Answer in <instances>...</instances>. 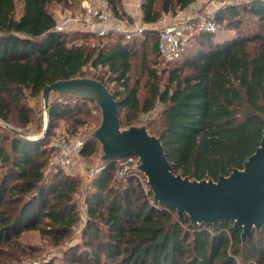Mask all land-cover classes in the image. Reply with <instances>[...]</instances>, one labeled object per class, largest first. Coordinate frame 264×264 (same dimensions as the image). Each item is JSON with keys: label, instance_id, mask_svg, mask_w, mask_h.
I'll return each instance as SVG.
<instances>
[{"label": "trees", "instance_id": "1", "mask_svg": "<svg viewBox=\"0 0 264 264\" xmlns=\"http://www.w3.org/2000/svg\"><path fill=\"white\" fill-rule=\"evenodd\" d=\"M68 2L0 0V121H10L12 106L21 105L25 91L37 97L48 84L83 77L85 67L101 69L93 78L116 100L122 127L139 122L138 113L150 112L156 103L162 105L160 125L147 127L160 138L175 174L216 180L242 168L259 145L264 121V0L229 2L216 9L212 16L218 29L236 33L223 39L192 33L163 82L144 53L150 47L149 53L162 59L154 27L130 38L115 31L55 32L49 7L67 8ZM107 2L113 18L128 19L119 0ZM193 2L142 0V22L154 26L163 15L176 16ZM79 37L96 44L71 42ZM103 39L111 40L100 44ZM189 42L195 51L184 54ZM138 58L147 76L142 104L130 76ZM86 102L91 101L76 96L52 103L46 136L55 120L79 113ZM19 120L29 123L23 113ZM45 139L0 126V257L7 256L4 247L24 253L17 244L22 231L52 236L60 244L77 223L73 179L61 171L45 174ZM83 142L81 156H92L98 143L90 138ZM115 163H105L93 183L85 203V240L70 249V264H264V228L242 243L241 230L229 221L216 228L193 226L187 216L155 203L145 179L133 170L111 186Z\"/></svg>", "mask_w": 264, "mask_h": 264}, {"label": "water", "instance_id": "2", "mask_svg": "<svg viewBox=\"0 0 264 264\" xmlns=\"http://www.w3.org/2000/svg\"><path fill=\"white\" fill-rule=\"evenodd\" d=\"M52 95L77 96L95 103L100 118L90 139L100 146L101 163L135 159L132 170L145 179L155 203L174 210L178 217L187 216L193 226L208 224L216 228L220 222L229 221L233 228L241 230L242 243L252 231L264 228V121L259 145L241 169H233L216 180H195L172 171L160 138L151 134L146 125L122 127L116 100L103 83L93 78L60 80L42 89L41 137L47 133Z\"/></svg>", "mask_w": 264, "mask_h": 264}, {"label": "rangeland", "instance_id": "3", "mask_svg": "<svg viewBox=\"0 0 264 264\" xmlns=\"http://www.w3.org/2000/svg\"><path fill=\"white\" fill-rule=\"evenodd\" d=\"M119 2L120 7L122 8L121 1L119 0ZM229 2L233 4L235 3V5L241 3L240 0H205L197 4L195 10L200 16H211L216 9L223 7ZM79 4L80 0H69L67 8H63L61 5L52 4L49 7V11L56 19H58L60 16L64 15H74L72 12ZM16 13H19L18 4ZM160 21L155 24V28L161 26L162 22ZM223 24H225V22ZM244 29L246 30V27H244ZM235 33V30H226L221 26V28L215 33V36H218L219 39H223L224 36L233 35ZM154 39L155 37L152 36V41L150 40V42H153ZM71 40L73 43H86L91 44L92 46L96 44V41L94 39H89V37H79ZM109 40L103 39L100 40L99 43L103 44ZM194 47L193 43H187L183 49L184 54H187L188 51L194 52ZM149 51L150 47L144 51L145 55L150 58L147 65L153 72H156L157 75L161 77L163 82V80L165 81L166 74L169 70H171V66L173 64L165 61L164 59L158 58L157 55H151ZM101 72V69L93 70L90 67H85L82 70L83 77L88 78H93V75H100ZM130 76L131 85L137 86L138 99L142 104L144 99L147 97V76L146 72L140 65L139 58L133 61ZM108 87L112 90L110 85H108ZM64 98H66V96L56 98L52 95L50 105L56 101H61ZM80 105L81 103L77 106L80 107ZM80 108L81 111L79 113L74 112L71 116L55 120L51 126L49 136L45 135L44 137H41L44 128V111L41 96L39 94L37 97H30L29 92L25 91V99L21 101V105L12 106L10 121H0V126L9 132L16 133L14 131H17L21 134H27L32 139L46 138L44 143L49 149L44 159L46 160L44 167L45 174L51 175L61 171L66 176L73 179L75 189L71 197L73 204L76 206L75 212L77 218V223L74 225L71 234L63 241V243L60 244H56L52 236H40L37 231H22L17 240V244L20 249L24 250V253L16 251L14 247H9L10 249L4 247L2 251L5 252L7 256L0 257V260L3 262L2 264H70V255H68L70 249L76 245H81L82 242H84L85 237L83 235V229L88 218L85 203L87 198L93 193V183L97 180L99 173L105 165L100 161V146L97 144L96 152L90 157H83L80 153L73 156V168L69 172L62 170L56 164V156L58 152L56 145L58 143L62 141L67 143H72L77 140L85 141L90 138V135L98 126L100 113L99 109L95 106V103L86 102L85 108L82 105ZM162 108V105L156 103L150 112L146 114L138 113L137 118L139 119V122L134 124H144L147 127L148 123H151L152 126L158 127L160 125V114ZM21 113L28 117V124L23 125L19 120ZM125 114L130 115L132 113L128 111L127 113L125 112ZM77 122H80L81 124H78ZM147 129L150 133H152L148 127ZM51 148L53 152L51 151ZM119 161L121 162L120 164L118 163ZM125 162L126 161L124 159L116 160V167L114 168L112 175L113 179L110 182L111 186H116L120 183L122 179L121 177L123 176L121 173L122 167H131V165H128Z\"/></svg>", "mask_w": 264, "mask_h": 264}, {"label": "built area", "instance_id": "4", "mask_svg": "<svg viewBox=\"0 0 264 264\" xmlns=\"http://www.w3.org/2000/svg\"><path fill=\"white\" fill-rule=\"evenodd\" d=\"M205 0H194L190 6H196ZM241 3H248L251 0H240ZM82 11L78 16L64 15L56 19L54 31L58 33L75 32L74 28L80 31L92 32L96 35H103L108 31V26L112 16L107 0L83 1L80 4ZM161 26L156 29L157 47L160 57L167 62H176L181 53L182 46L192 33H208L215 34L218 26L213 16L193 17L191 14L181 18H175L172 21H161ZM99 26L102 28L99 29ZM142 28H136L131 32H124L127 38L140 35ZM83 140H77L72 143L62 141L56 145L57 156L56 164L62 170L69 172L73 168V156L80 153L83 147ZM123 160V159H122ZM131 167H122L121 173L124 175L128 170H132V166L136 160L133 158L124 159ZM121 163L120 161L118 162Z\"/></svg>", "mask_w": 264, "mask_h": 264}, {"label": "crops", "instance_id": "5", "mask_svg": "<svg viewBox=\"0 0 264 264\" xmlns=\"http://www.w3.org/2000/svg\"><path fill=\"white\" fill-rule=\"evenodd\" d=\"M83 1H94V0H80V4ZM121 1V6H122V10L123 12L126 14V16L128 17V20H118L116 18H111L110 22L108 23V26L105 27L106 31H115V32H122V33H126V32H131L133 30H135L136 28H155L154 26L151 25H145L142 22V14L140 11V4L142 0H120ZM80 4L78 6H76L75 10H73V16H78L81 11L82 8L80 6ZM196 6H189L187 7L185 10L180 11L179 13H177L176 16H170V15H163L161 18V21L164 22H169L172 21L175 18H181L184 17L186 15L191 14L193 17H198L200 15H198L197 11L195 10ZM195 10V12H194ZM197 13V14H196ZM160 21V22H161ZM102 27L99 26V29H101ZM157 28V27H156ZM75 32L76 31H80L77 30V28H74ZM92 33V32H91Z\"/></svg>", "mask_w": 264, "mask_h": 264}]
</instances>
